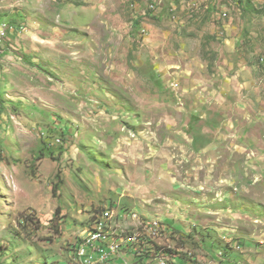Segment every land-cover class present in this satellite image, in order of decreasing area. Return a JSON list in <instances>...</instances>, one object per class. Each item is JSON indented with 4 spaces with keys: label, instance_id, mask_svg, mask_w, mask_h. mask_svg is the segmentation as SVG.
Returning <instances> with one entry per match:
<instances>
[{
    "label": "rangeland",
    "instance_id": "rangeland-1",
    "mask_svg": "<svg viewBox=\"0 0 264 264\" xmlns=\"http://www.w3.org/2000/svg\"><path fill=\"white\" fill-rule=\"evenodd\" d=\"M0 23V264H69L108 211L100 264H264V0H0Z\"/></svg>",
    "mask_w": 264,
    "mask_h": 264
},
{
    "label": "built area",
    "instance_id": "built-area-1",
    "mask_svg": "<svg viewBox=\"0 0 264 264\" xmlns=\"http://www.w3.org/2000/svg\"><path fill=\"white\" fill-rule=\"evenodd\" d=\"M5 35V28L3 26V23H0V42ZM104 223H102V232L105 229H111L110 223H109V217L110 213L104 212ZM140 223H145L143 219L139 217ZM156 227L159 231H162L163 233L166 232L167 227L162 225V223H155ZM131 237H138V236H131ZM139 238V237H138ZM99 241L102 240V233L100 239H86L85 242L76 251L75 255H79L82 257V260H89L92 261V264H100L105 262V254H112L114 255L119 251L120 246H115V241H106V248H99ZM124 245H129V243H125ZM157 255V254H156ZM156 257H163L166 260L167 264H170V259L167 256H156ZM69 264H74L72 261Z\"/></svg>",
    "mask_w": 264,
    "mask_h": 264
},
{
    "label": "bare ground",
    "instance_id": "bare-ground-1",
    "mask_svg": "<svg viewBox=\"0 0 264 264\" xmlns=\"http://www.w3.org/2000/svg\"><path fill=\"white\" fill-rule=\"evenodd\" d=\"M155 223H160V222L157 221V220H152V221H149V222L146 221V224H147L146 228H147V231H149L150 233H153L154 235H158V234L161 233V231H159L157 229ZM101 233H102V240H104V241H99V248H103V247L106 248V241H110L109 234H108L109 232H108V229H105L102 232V223H98L97 224V226L94 229V231L91 232L89 234V236H87L88 237L87 239H100L101 238ZM149 235L152 236L151 234H149ZM115 246H121V242L120 241H118V242L115 241ZM108 256H109V254H105V259L109 258ZM159 260L161 261L160 262L161 264H167L165 258H162V259H159ZM157 261H158V259H157ZM73 263L74 264H92V261L82 260V257L78 255V258L76 260H74Z\"/></svg>",
    "mask_w": 264,
    "mask_h": 264
}]
</instances>
